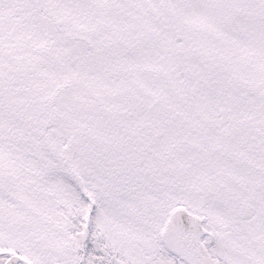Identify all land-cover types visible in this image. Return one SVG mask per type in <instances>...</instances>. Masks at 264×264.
Masks as SVG:
<instances>
[{
  "label": "snow or ice",
  "instance_id": "1",
  "mask_svg": "<svg viewBox=\"0 0 264 264\" xmlns=\"http://www.w3.org/2000/svg\"><path fill=\"white\" fill-rule=\"evenodd\" d=\"M0 264H264V0H0Z\"/></svg>",
  "mask_w": 264,
  "mask_h": 264
}]
</instances>
